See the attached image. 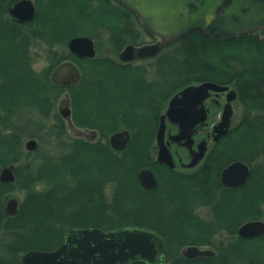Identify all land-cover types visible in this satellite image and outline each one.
Returning a JSON list of instances; mask_svg holds the SVG:
<instances>
[{
  "label": "trees",
  "instance_id": "16d2710c",
  "mask_svg": "<svg viewBox=\"0 0 264 264\" xmlns=\"http://www.w3.org/2000/svg\"><path fill=\"white\" fill-rule=\"evenodd\" d=\"M12 1L0 0V169L17 166L14 182L0 181V264H20V255L28 250L57 247L71 227L154 230L165 241L167 264H264V234L253 239L236 235L243 222L264 214V31L262 39L259 34L191 32L167 45L148 67L117 58L80 59L67 51L52 57L50 66L66 59L91 65L79 66V82L63 88L52 84L46 72L44 78L33 71L29 54L34 40L45 42L48 49H66L68 39L85 34L82 28L90 22L109 29L117 55L128 40L141 44L144 40L136 39L140 34L152 40L155 36L133 13L110 0H67L71 13L64 21L50 11L49 16L37 12L24 24L9 16ZM202 81L235 87L243 105L239 122L214 144L195 172L184 174L154 163L160 167L159 183L151 190L143 188L138 172L152 161L149 151L160 104ZM64 90L69 92L73 122L96 129V141L67 135L55 110ZM42 129L41 139L52 144L53 151L38 153L39 148L24 154L20 134L26 130L33 136ZM121 129H128L131 138L123 151L115 152L108 136ZM235 159L253 168L244 184L225 187L220 171ZM18 190L25 198L18 213L8 216L5 200ZM197 204L209 209L208 220L195 214ZM220 231L230 237L213 256L189 259L181 254L189 244L210 246Z\"/></svg>",
  "mask_w": 264,
  "mask_h": 264
},
{
  "label": "water",
  "instance_id": "95a60500",
  "mask_svg": "<svg viewBox=\"0 0 264 264\" xmlns=\"http://www.w3.org/2000/svg\"><path fill=\"white\" fill-rule=\"evenodd\" d=\"M133 13L155 41L141 44H126L119 52L122 62L133 59L151 58L167 45L191 32L205 36L257 35L264 31V0H116ZM9 14L22 24L35 18L36 8L32 0H17L8 8ZM67 48L80 59L94 58L96 47L92 37L75 35L68 39ZM50 82L61 87L77 84L81 78L80 68L71 60L58 63L50 73ZM211 92H227L220 119L212 126V141L217 142L227 135L232 123V101L237 98L235 89L213 81L189 84L175 92L168 100L163 113L159 115L155 134L156 161L169 168L175 167L170 144L177 143L190 148L193 132L197 126L205 125L208 110L205 100ZM57 111L65 122L67 133L73 138L87 142L98 139L96 129L79 127L72 120L70 96L64 91L57 101ZM176 126L175 133L167 132V125ZM128 129H121L108 136L109 146L123 151L130 141ZM37 141L30 138L25 148L31 151ZM207 150V141L201 140L197 150L192 151L188 168L197 165ZM16 163L0 169V181L12 183L15 180ZM251 167L244 161L234 160L223 167L219 179L225 187H237L245 183ZM138 179L145 189L157 186V179L150 168H142ZM20 207L19 200L9 196L4 203L8 216H15ZM264 234V220L250 219L237 228V235L253 239ZM167 249L163 237L156 231L143 227H121L104 230L99 227L68 228L61 243L48 250L31 249L20 255V264H162ZM181 254L189 259L211 257L215 251L197 245L185 246Z\"/></svg>",
  "mask_w": 264,
  "mask_h": 264
},
{
  "label": "rangeland",
  "instance_id": "374dc122",
  "mask_svg": "<svg viewBox=\"0 0 264 264\" xmlns=\"http://www.w3.org/2000/svg\"><path fill=\"white\" fill-rule=\"evenodd\" d=\"M34 1L37 3V7H38L37 8V12L38 13L40 12L41 16H46V15L49 16L50 15L49 14L50 11L58 14L59 16L57 15L56 18L61 20V21H64L66 18H68L70 16L71 10L69 9V7H67V5H69V1H67V0H34ZM110 1L114 5L118 4L116 2V0H110ZM113 10H114L113 14H115V15H117L119 17L120 15H118L119 13H117V11H115L116 9H113ZM87 23L85 24V27L82 28V30H83L82 32L85 33V34H82V35H88L86 33H89L88 36H90V34L92 35V38H93V40L95 42V47H96V56L95 57L96 58H106V57H108V58H113L115 60L117 58V60L121 61L119 59V53L117 55H115V53H114V45L112 43L111 32L109 31V29L107 27H101V28L94 27V26L90 25L91 24L90 22H87ZM108 23H112V21L108 20ZM74 31H76V29H73L71 32H74ZM78 31H81V30H78ZM261 33H259V39L263 38ZM73 36H75V35H73ZM73 36H71V37H73ZM136 39H141L142 41L144 40V42H147V41L151 42V41H155L156 38L154 37V39L152 40V39L148 38L147 35H144L142 33ZM129 42H130V40H128L126 43L129 44ZM67 51L69 52L67 47H66V49H62V48H59V47L55 46L52 49H48V47L46 46L45 42L34 40L32 45H31L30 54H29V57L31 58L30 59V64H31V67H32L33 71L36 74L40 75V76L42 75V77H44V78H45V72H46V77L50 81L49 76H50V73H51L52 69L54 68V67L50 66V64H51V62L53 60L52 57H55V56L56 57H60L62 55L64 56V55H66ZM156 56L151 57V58H146V59H143V60H138V59L133 60V61L131 60L132 61L131 64L134 65V66L141 65L142 67H148L149 64L154 62V58ZM66 60H68V59H66ZM60 62H62V61H60ZM60 62H58V63H60ZM90 65H91V63H87V62L83 63L82 65L79 64L81 69H82V67H89ZM81 74H82V70H81ZM229 87L231 89H235V87L233 85H229ZM64 91H67V90H64ZM62 93L59 95V97L62 95ZM59 97L57 98V101H58ZM57 101H56V104H55V110L57 109ZM167 102H168V99L164 103L160 104V114L164 112V110H165V108L167 106ZM222 102H224V98H222ZM220 110H221L220 108H216V107L213 108V115L212 116H213L214 122L216 121V119L218 117H220L219 116ZM242 112H243V105H242V103L239 102L238 98H236V100H234V102H233V115H232V123H231L232 127H231V129L233 127H235V125L239 122V119L241 117ZM213 120L211 119L210 122H212ZM47 122L49 123L50 119H47ZM44 130L45 129H42V131H39L36 134L33 133L32 134L33 136H29L30 132L26 131V130H25V132L20 134V142H21L22 151L24 152V154L27 153V152L35 151V150H37L39 148L40 149H39L38 153L44 152V151L45 152L53 151V148H54L53 145L45 143L44 140L41 139V135L43 134ZM67 135L70 136L69 134H67ZM30 138L35 139L37 141L38 145H37V147L35 149H33L31 151H28L25 148V143ZM213 148H214V145L210 144L209 145V152H211V150ZM156 150H157L156 141H155V138H154V140L152 141V143L150 145V151H149L150 152V157H149V159L152 160L151 162L155 161L157 163V161H156ZM61 151H63V150H60L58 152L60 153ZM64 152H66V151H64ZM115 152H118V151H115ZM36 154H37V152H36ZM36 154H34V155H36ZM34 155H31L29 157L23 158L21 160V162H26L27 160L33 158L32 156H34ZM203 161H204V159H203ZM203 161H201L198 164L197 167H191V168L177 167L174 170H176V172H180V173H184V174H190V173L195 172L202 165ZM251 165H253V164H251ZM148 167H151L152 169H154L155 173L157 172V170H158V172L160 171V167H157V166L154 167V163H151L150 166H148ZM252 168H253V166H252ZM139 183H140V181H139ZM37 187H38V189L42 188L40 186H37ZM105 192H106L107 197L110 198L111 192H112L111 187L108 186L105 189ZM9 196L16 197L19 200V202L22 203L24 198H25V192L18 190V191H14V192L9 193ZM263 211H264V209H263ZM194 212H195V214L197 216H199L200 218H203L204 220H206V219L208 220L210 218V215H209L210 212H209V209L206 206H201V205L197 204V205H195ZM259 219L264 220V214ZM236 235H237V232H236ZM229 237L230 236H228L227 233H225L223 231H220L219 233H217V234H215L213 236V238L211 240L212 243H211L210 246H205V245H197V246H199L201 248L212 249V250L215 251L216 248L221 243H225L228 240ZM0 239H1V235H0ZM189 245H196V244H189ZM189 245H187V246H189ZM167 263H168L167 259H164V262L162 264H167Z\"/></svg>",
  "mask_w": 264,
  "mask_h": 264
},
{
  "label": "flooded vegetation",
  "instance_id": "af4514ba",
  "mask_svg": "<svg viewBox=\"0 0 264 264\" xmlns=\"http://www.w3.org/2000/svg\"><path fill=\"white\" fill-rule=\"evenodd\" d=\"M15 1L17 0H14L12 1L8 6H7V12L9 14V11H8V8L9 6L14 3ZM35 4V8H36V15H37V3L32 0ZM35 15V17H36ZM10 17H12L10 14H9ZM27 23V22H26ZM24 24V23H22ZM263 32V31H262ZM95 43V42H94ZM146 59V58H145ZM69 60V59H68ZM133 60H136V59H133ZM132 60V61H133ZM138 60H143V59H138ZM64 61V60H63ZM130 61V62H132ZM129 63V62H128ZM55 67V66H54ZM65 88V87H63ZM67 88V87H66ZM231 89V88H230ZM237 92V91H236ZM226 94L227 92H220L219 94H216L215 92H211L210 96L205 100V107L207 108L208 110V118H207V122L205 125H202V126H197L193 132V144L191 145L190 148H187L183 145H178L177 143H171L169 148H170V151L172 153V157H173V160L175 162V167L174 168H171V169H176L177 167H181V168H188L186 167L185 165L189 162L190 160V155H191V152L192 151H196L197 150V144L205 139L207 141V150L205 152V155L204 157H206V155L209 153V145L212 144H216L218 143L219 141L217 142H213L212 141V136H211V129H212V126L220 119V117H218L216 119V121L214 122L213 120V108H220V114L219 116L221 115V112H222V107L224 105V103L226 102ZM222 98H224V102H222ZM236 100V99H235ZM233 102L234 100L231 102L232 103V108H233ZM213 120L212 122H210V120ZM170 126V127H169ZM231 127L232 125L230 126V129L229 131L231 130ZM170 131V133H175L177 131V128L176 126H173V125H170L168 124L167 125V132L166 134ZM229 133V132H228ZM227 133V134H228ZM204 157L201 159V161H203ZM235 160H239V159H235ZM200 161V162H201ZM234 161V160H233ZM242 161V160H241ZM199 162V163H200ZM232 162V161H231ZM151 163H156L155 161L151 162ZM158 163V162H157ZM156 163V164H157ZM198 163V164H199ZM160 164V163H158ZM195 165L194 167H197L198 166ZM229 164V163H228ZM161 165H164V164H161ZM249 166L251 167V170H252V165L249 164ZM168 167V166H167ZM225 167V166H224ZM145 168V167H144ZM147 168H150L154 175L156 176V179H157V185L159 183V177L158 175L155 173L154 169H152L151 167H147ZM169 168V167H168ZM176 171V170H175ZM220 175V174H219ZM231 188V187H230ZM154 189V188H152ZM148 190H151V189H148Z\"/></svg>",
  "mask_w": 264,
  "mask_h": 264
}]
</instances>
